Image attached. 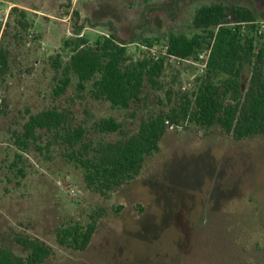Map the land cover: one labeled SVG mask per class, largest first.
I'll use <instances>...</instances> for the list:
<instances>
[{"label":"rangeland","instance_id":"374dc122","mask_svg":"<svg viewBox=\"0 0 264 264\" xmlns=\"http://www.w3.org/2000/svg\"><path fill=\"white\" fill-rule=\"evenodd\" d=\"M216 3L254 9L264 32V0H0V46L9 62L0 77L1 247L24 257L14 237L40 241L52 249L44 264H264V136L234 141L217 125L173 127L138 177L103 196L86 187L83 170L49 134L41 149L15 156L12 133L29 114L56 108L70 126L88 127L113 117L130 135L140 121L169 110L175 93L193 92L195 87L187 90L191 77L197 84L205 74L192 63L167 62L160 89L146 84L126 110L92 100L89 85L79 91L73 75L55 97L49 58L59 54L68 62L64 42L76 27H83L89 46L113 28L133 60L148 55L147 43L161 56L169 35L198 33L195 11ZM12 7L26 11L28 32L16 28ZM249 77L247 67L244 84ZM90 138L108 142L118 134ZM92 221L96 230L84 251L57 244L59 229Z\"/></svg>","mask_w":264,"mask_h":264},{"label":"trees","instance_id":"16d2710c","mask_svg":"<svg viewBox=\"0 0 264 264\" xmlns=\"http://www.w3.org/2000/svg\"><path fill=\"white\" fill-rule=\"evenodd\" d=\"M26 14L18 7L9 11L20 32L32 27ZM257 18L254 9L236 3L198 8L193 26L199 32L190 37L172 34L166 40L167 54L181 59L197 58L202 50L210 49L206 72L193 92H177L173 97L167 91V99L173 97L172 107L140 121L137 131L130 135L113 117L93 121L88 127L70 126L67 114L56 108L29 114L21 129L12 133L16 158L22 159L21 154L31 147L41 149L39 143L49 134L64 146V157L83 170L86 187L103 196L138 177L146 159L159 151L161 139L173 127L194 124L209 129L217 125L234 141L264 136V32L258 34ZM82 28L76 27L74 37L64 42L71 52L67 63H62L59 54L49 58L56 72L55 97L69 88L71 75L76 77L79 91L89 85L92 100L124 110L140 99L146 84L160 89L166 69L163 59L144 55L133 60L113 28L89 46L81 35ZM147 44L150 48L151 43ZM247 67L250 77L244 84L242 74ZM8 69L7 51L0 46V77ZM92 133L118 134V139L94 141ZM50 145L47 141L44 146ZM95 230V221L84 227H64L56 232V241L61 247L84 251ZM14 242L26 255L16 256L0 246V264H44L52 255V249L40 241L15 236Z\"/></svg>","mask_w":264,"mask_h":264},{"label":"built area","instance_id":"2783aa9c","mask_svg":"<svg viewBox=\"0 0 264 264\" xmlns=\"http://www.w3.org/2000/svg\"><path fill=\"white\" fill-rule=\"evenodd\" d=\"M262 31L261 30H258V34H261ZM146 50L149 51V53L151 54V58L154 59V60H158V59H163L164 62L167 64V62H170V63H173V62H176V63H180V62H185V63H192L194 64L195 66L199 67V72L201 74L205 73L206 72V68H207V62H208V58H209V54H210V49L206 48L204 50H202L197 58H185V59H181V58H177V57H174L172 55H168L167 54V45L164 46L163 48V51H161L162 55L159 56L158 55V52L155 51L154 48H147ZM148 53V55H149ZM193 78L194 77H191L190 79V82L187 84L188 87H187V90H190L192 87H195L196 83L193 81ZM183 90H185V88H183Z\"/></svg>","mask_w":264,"mask_h":264}]
</instances>
